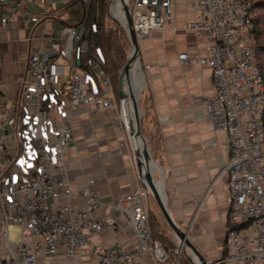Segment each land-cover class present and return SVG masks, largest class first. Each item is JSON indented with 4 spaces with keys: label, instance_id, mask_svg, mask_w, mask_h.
Returning a JSON list of instances; mask_svg holds the SVG:
<instances>
[{
    "label": "built area",
    "instance_id": "obj_1",
    "mask_svg": "<svg viewBox=\"0 0 264 264\" xmlns=\"http://www.w3.org/2000/svg\"><path fill=\"white\" fill-rule=\"evenodd\" d=\"M67 1L48 0L53 19L65 16L61 7ZM108 1L111 15L121 21L118 0ZM127 3L138 39L163 25L170 6V0ZM250 5L247 0H194L191 7L198 17L189 28L204 38L207 53L177 54L181 61L209 66L214 92L196 100L212 127L227 133L226 254L217 264H264V80L255 60ZM16 14L30 23L28 40L39 23L49 20L47 7L35 0H0V27ZM85 20L43 30L40 45L29 50L15 94L10 96L9 85L0 89V239L8 237L12 226L30 238L17 239L7 254L0 252V264H35L58 251L70 264L84 253L92 234L118 230L121 219L135 235L130 247L95 243L91 248L96 261L83 264H139L145 252L156 263L168 259L148 227L149 193L144 186L113 198V216L96 215L101 202L89 187L83 190L82 207L69 203L74 195L65 179V157L74 141L72 118L81 105H92L95 112L112 109L121 116L104 55L89 39L97 23Z\"/></svg>",
    "mask_w": 264,
    "mask_h": 264
},
{
    "label": "crops",
    "instance_id": "obj_2",
    "mask_svg": "<svg viewBox=\"0 0 264 264\" xmlns=\"http://www.w3.org/2000/svg\"><path fill=\"white\" fill-rule=\"evenodd\" d=\"M35 1L38 6L47 7L49 20H43L35 27L31 40L27 39L30 23L20 14H16L6 27H0V89L9 85L11 97L15 94L17 79L29 50L40 45L39 35L43 30L51 32L60 24L58 19H53L55 12L48 0ZM193 1L170 0L163 25L138 39L146 74L141 102L147 129L158 138L156 151L163 169L165 197L171 216L188 232L204 257L216 264L226 254L229 194L223 168L229 152L227 133L212 127L204 107L196 100V97H208L214 92L209 66L181 61L177 55L181 52L192 56L207 53L204 38L189 28V23L198 17V11L191 7ZM130 56L131 51L127 59ZM129 68L131 76L132 63ZM141 89L134 98L135 107L138 106ZM115 104H118L116 99ZM131 113L136 120L139 109H132ZM72 125L74 141L66 150L65 157V179L74 195L69 203L73 207H82L83 190L89 187L101 202L96 215L113 216V198L142 187L132 152L119 127V115L112 109L95 112L92 105H81L72 118ZM124 129L128 134L125 125ZM50 202L55 205L57 200ZM146 204L150 214L148 227L155 233V238L168 239L178 249L177 239L154 198L148 195ZM119 224L118 230L104 229L92 234L84 253L77 254L70 264L94 263L96 255L91 245L95 243L111 245L119 242L126 248L130 247L135 235L122 219ZM12 227L16 231L15 238L10 237ZM12 227L8 237L0 239L1 253L7 254L17 239L30 242L19 226ZM167 250L175 252V248L168 244ZM171 254L166 261L156 263L152 253L145 252L139 264H178ZM181 254L188 264H192L185 252ZM35 264H66L65 256L58 251L46 259L40 258Z\"/></svg>",
    "mask_w": 264,
    "mask_h": 264
},
{
    "label": "water",
    "instance_id": "obj_3",
    "mask_svg": "<svg viewBox=\"0 0 264 264\" xmlns=\"http://www.w3.org/2000/svg\"><path fill=\"white\" fill-rule=\"evenodd\" d=\"M118 1L122 9V13H123L122 14L123 20L120 22L127 34V38L131 46V49H133L134 54L137 56L139 64L142 67V64L140 62L138 38L134 31L132 16H131L130 9L128 7L127 0H118ZM86 20H88V18ZM124 69L125 68L122 67L118 75V84H120L119 89L122 94V98L120 99L122 110H123V102L125 101L124 90H125V85H126L123 79ZM140 70H141V73L143 75V80H144L145 79L144 73L142 72V69ZM130 107H131V110L139 109L138 106L135 107L132 104H130ZM141 114L142 112L139 109V115L137 116L136 122H132L133 124L130 126V129H129L130 131L129 135L132 141L133 142L136 141V138L138 137L142 141V145H143V158H144L143 162L140 159V153H138V149L136 145L133 148L137 173L140 179L142 180L144 187L147 189L149 195L152 196V198H154V201L159 207L160 212L162 213V216L166 224L171 229V232H173V234L177 238L178 253L185 252L187 258L192 264H197V261H199L200 264H215L214 262L209 261L204 257V255L200 252V250L196 247V245L191 241L190 237L188 236V232L182 229L179 226V224L176 223L174 218L171 216L170 210L166 202V197H165L163 169L161 165L152 158L150 147L140 128ZM150 164L152 165L153 169L154 168L157 169V171L159 172L161 176L160 179L155 178L154 176L155 169L153 170L152 168H150L151 167Z\"/></svg>",
    "mask_w": 264,
    "mask_h": 264
},
{
    "label": "trees",
    "instance_id": "obj_4",
    "mask_svg": "<svg viewBox=\"0 0 264 264\" xmlns=\"http://www.w3.org/2000/svg\"><path fill=\"white\" fill-rule=\"evenodd\" d=\"M250 2V12L252 14V20H253V28H252V33L254 34V37L256 39V42L258 41V23H257V17H256V13L255 10L263 7L264 6V1L263 0H247ZM109 1L108 0H68L65 4H63V6L61 7L62 10H64L66 13H68V11H71V8L73 6H79L80 11L79 12H72L70 16H73L75 19L73 22H68L65 17L59 18L58 20L64 21L65 24L67 25H75L78 24L79 22H83L86 18L87 15V11L89 10L88 13V21L89 22H95L97 23V32L96 34H92L90 39V42L93 44L92 46H98L102 52V54L104 55L105 58V63H104V68L106 70V62H111V68L113 71L116 69V63L114 62V60H116L117 57H119V55L122 52V48H123V42H122V36H123V31L120 29H116L114 27H110L108 29V31L104 30V27L102 26V22L101 20L99 21L98 19H96L95 17V12L96 10H101L103 9V7L105 5H108ZM258 2V4H257ZM93 48V47H91ZM259 50H263L264 51V45H260L257 43V47L255 49V60H256V64L259 67L260 71H261V75L263 77L264 80V71L262 69L261 64H259L257 57H258V51ZM127 59V57H126ZM126 61V60H125ZM125 63V62H124ZM130 69V68H129ZM130 76V72L129 70L126 72L125 76H124V82L125 84H127V81L129 79ZM133 82V79H132ZM126 88V85H125ZM145 115L143 113L142 118L140 119V123L142 126V129L144 130L152 155L158 160V155H157V151L158 150V138L157 136H155L154 134H152L148 129L147 126L145 124ZM262 120L264 121V113L262 116ZM264 125V122H263ZM149 220V218H148ZM151 236L153 239L158 240L161 243H164V241L166 240L167 243L165 245V247L167 248V244L171 247V245H173L172 242H170L168 239H164V241L160 240V239H156L155 238V233L152 232V230L150 231ZM226 252V249H225ZM182 262H184V264H187L188 262L184 259L182 260Z\"/></svg>",
    "mask_w": 264,
    "mask_h": 264
},
{
    "label": "rangeland",
    "instance_id": "obj_5",
    "mask_svg": "<svg viewBox=\"0 0 264 264\" xmlns=\"http://www.w3.org/2000/svg\"><path fill=\"white\" fill-rule=\"evenodd\" d=\"M257 4H258V2H257ZM79 11H80L79 6H73L71 8V11L70 12L68 11V13H66L64 17H65V19L68 22H73L75 18L73 16H70L71 13L72 12H79ZM255 13H256L257 23H258V25H257L258 26V39H257L258 41L256 42L254 34H253V39L255 40L254 43H255L256 47H257V43L259 44V47H260L261 44L264 45V6L256 9ZM95 17L99 21L101 20L102 26L104 27L105 31H108V29L110 27H114V28L119 29V30L121 29L123 31V36H122L123 48H122V52L119 55V57H117L116 60H114V62L116 63V69L114 71L112 69H110L112 63L109 61V62H106V70H105V72L107 73V75L109 76V79H110V83H111L110 85H111V88H112L111 89L112 90L111 91L112 95L115 97L117 103L120 104V101H121L120 99L122 98V94H121L120 89H119V85L120 84H118V75H119V72L122 69L123 65L126 63L125 60H127L126 57H127L128 53L131 50V46L129 44V41H128V38H127V34H126L121 22L119 21L118 18H116V17L111 15L110 11L108 10V5H105L103 7V9H101L99 11L96 10ZM85 21L88 22V20H85ZM60 24H65V22L61 21ZM257 60H258L259 64L263 65L262 69L264 71V51L263 50H259L258 51ZM140 62L142 64V60L141 59H140ZM140 69H142V72L144 73V78L146 79V74H145V70H144L145 67H144L143 64H142V67L140 66ZM145 79H144V83L142 85L143 87H142V90L140 92V96H139V100H138V108L142 112L141 118L143 116V109H142V102L141 101H142V92H143V89L145 87L144 86L145 85ZM128 81H129V79H128ZM128 81H127V83H128ZM119 120H120V126L119 127H121V131H122V133L124 135V138H125V141H126V145L129 147L130 151L132 152V161H133V163L135 165L134 152H133V149L131 148L130 140H129V137H128L129 133L127 134L126 130L124 129L123 121L121 120V116L120 115H119ZM140 128H141L142 133L144 134V136H145V138L147 140L146 134H145L144 130L142 129L141 123H140ZM147 142H148V140H147ZM148 145H149V143H148ZM150 152H151V149H150ZM151 155H152V152H151ZM152 158L158 162V160L153 155H152ZM154 176H155L156 179H160L161 178V176H160L159 172L157 171V169H155V171H154ZM141 186H144L142 180H141ZM161 244H162V246L164 247V249L166 250V252L168 254L172 253L171 254V258H174V259L176 258L177 261H178V264L179 263L180 264H184V262H182V260H184L183 259L184 255L182 256L181 253L178 254V249L174 245H171L170 248H175V252L172 251V250L168 251L167 248L165 247L164 243H161ZM180 256L182 258H180ZM224 264H228V263H224Z\"/></svg>",
    "mask_w": 264,
    "mask_h": 264
},
{
    "label": "bare ground",
    "instance_id": "obj_6",
    "mask_svg": "<svg viewBox=\"0 0 264 264\" xmlns=\"http://www.w3.org/2000/svg\"><path fill=\"white\" fill-rule=\"evenodd\" d=\"M115 8H117L116 14L119 16V18L122 21L123 20V17H122L123 13H122V9L120 8L119 1H117L115 3ZM130 51H131V56L127 59L126 63L123 65V67L125 68L123 71V78H124L126 72L128 71L130 63H132V70H131L130 79H129V81L126 85V88L124 90L125 101L123 102V110H122V106H121L122 120H123V123H124L126 129L128 130V133L130 132L129 131L130 126L133 124L132 122H136V120L132 116L130 104L133 105L134 98L137 97L138 91L142 88V85L144 83L143 75H142L141 70H140V64H139V61L137 59V56L134 54L133 49H131ZM135 73H137V74L135 75ZM134 75H135V79L132 82ZM129 138H130V143H131L132 148H134L136 145V147L138 149V153H140V159L143 162L144 158H143L142 141L137 137L136 141L133 142L130 135H129ZM150 168L153 169L152 165ZM10 237L11 238L16 237V231L13 230V227L10 230ZM197 264H200V262L197 261Z\"/></svg>",
    "mask_w": 264,
    "mask_h": 264
}]
</instances>
